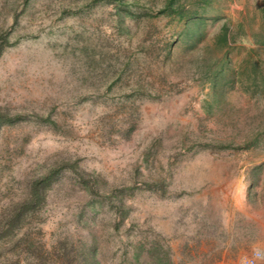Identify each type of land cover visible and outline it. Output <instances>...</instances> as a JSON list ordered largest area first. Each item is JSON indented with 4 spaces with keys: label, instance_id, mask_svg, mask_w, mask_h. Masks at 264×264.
Segmentation results:
<instances>
[{
    "label": "rangeland",
    "instance_id": "obj_1",
    "mask_svg": "<svg viewBox=\"0 0 264 264\" xmlns=\"http://www.w3.org/2000/svg\"><path fill=\"white\" fill-rule=\"evenodd\" d=\"M167 1L0 0V108L24 116L0 138V205L70 161L84 178L49 191L46 249L264 264V0H177L184 19Z\"/></svg>",
    "mask_w": 264,
    "mask_h": 264
},
{
    "label": "trees",
    "instance_id": "obj_2",
    "mask_svg": "<svg viewBox=\"0 0 264 264\" xmlns=\"http://www.w3.org/2000/svg\"><path fill=\"white\" fill-rule=\"evenodd\" d=\"M210 1L195 0L194 3L204 6ZM176 2L177 0H168L161 12L170 10V15L175 14L179 19H184L188 9H185L182 4L176 6ZM227 37L225 29L219 37L220 43L226 45ZM8 45V38L0 33V57ZM23 120V115L12 114L10 110L0 108V138L7 127ZM66 173H74L80 179L84 178L80 175L76 164L62 160L50 166L44 173L34 175L28 181L27 190L20 199L0 205V264H103L100 260V249L96 244L77 254L75 248L69 249L67 240L60 241L58 246L56 245L50 250L46 249L40 239L41 229H38V225L41 223L42 210L47 205L49 191ZM86 184H90L86 185V192L96 193L93 183L86 181ZM92 204V210L95 213L102 206V203L96 199L92 200ZM118 218L115 213L113 218L115 228L118 227ZM160 247L162 248L156 243L144 254L145 246L142 244L137 246L131 259L128 260V264H170L168 251L163 252ZM54 252L58 253V260L51 258ZM152 252H156V254L152 256Z\"/></svg>",
    "mask_w": 264,
    "mask_h": 264
},
{
    "label": "built area",
    "instance_id": "obj_3",
    "mask_svg": "<svg viewBox=\"0 0 264 264\" xmlns=\"http://www.w3.org/2000/svg\"><path fill=\"white\" fill-rule=\"evenodd\" d=\"M247 264H256V259L255 258L247 259Z\"/></svg>",
    "mask_w": 264,
    "mask_h": 264
}]
</instances>
